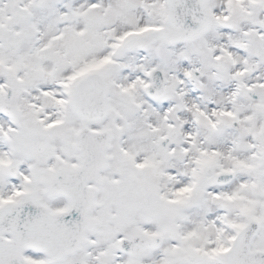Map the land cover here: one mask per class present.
<instances>
[{"label": "snow or ice", "instance_id": "6c2138e0", "mask_svg": "<svg viewBox=\"0 0 264 264\" xmlns=\"http://www.w3.org/2000/svg\"><path fill=\"white\" fill-rule=\"evenodd\" d=\"M0 264H264V0H0Z\"/></svg>", "mask_w": 264, "mask_h": 264}]
</instances>
